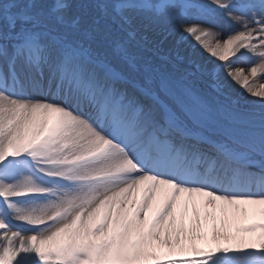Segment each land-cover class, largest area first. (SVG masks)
<instances>
[{
	"label": "snow or ice",
	"instance_id": "6c2138e0",
	"mask_svg": "<svg viewBox=\"0 0 264 264\" xmlns=\"http://www.w3.org/2000/svg\"><path fill=\"white\" fill-rule=\"evenodd\" d=\"M197 194L264 216V0H0V264H264Z\"/></svg>",
	"mask_w": 264,
	"mask_h": 264
},
{
	"label": "bare ground",
	"instance_id": "6f19581e",
	"mask_svg": "<svg viewBox=\"0 0 264 264\" xmlns=\"http://www.w3.org/2000/svg\"><path fill=\"white\" fill-rule=\"evenodd\" d=\"M79 0H73L74 9L75 5L78 4ZM149 40L153 41L154 43L158 44L161 50V54H164L163 51L166 47L172 46L174 44H171L172 41L170 39L167 40L169 35L166 34V32L163 30L162 27L156 28L154 31H150L147 33ZM174 36V35H173ZM205 59H207V54H204ZM225 80H228L227 77H224ZM229 83V92L233 97H235L243 106H249L252 101H254L256 98L249 96L246 92H244L242 89L239 88L238 85H235L233 82L228 80ZM198 85L202 86L200 83ZM196 205L200 209L201 218L204 221L205 227H204V240H197V244L203 246L205 244H208L209 242L211 244L216 243L215 233H219V242L220 243H232L233 245L240 243L243 241L240 240L241 237L244 238L245 243H255L256 242V234L255 233H239L236 230V225L240 224V220H242L243 217L248 218H256L257 216L262 217V215L258 214L257 212V206L258 205H240V211H236V206L232 205H222L221 203H217V207L212 209L211 205H206V201L209 199L208 197L196 195L194 198ZM189 208H188V218L191 217V221L194 219V211L191 205V201H189ZM221 207H227L228 208V215L225 217L224 213L221 211ZM218 210V213L216 210ZM247 208L249 211L247 213L244 212V209ZM206 213H214L215 218L212 216H207ZM235 224V226H234ZM258 241L257 243H259Z\"/></svg>",
	"mask_w": 264,
	"mask_h": 264
},
{
	"label": "rangeland",
	"instance_id": "374dc122",
	"mask_svg": "<svg viewBox=\"0 0 264 264\" xmlns=\"http://www.w3.org/2000/svg\"><path fill=\"white\" fill-rule=\"evenodd\" d=\"M168 39H170V41H172L171 44H174L175 40L178 39V37H176V36H169V37L167 38V40H168ZM172 46H173V45H172ZM172 46H168V48H167L166 45H165L164 51L167 52ZM245 67H246V66H245Z\"/></svg>",
	"mask_w": 264,
	"mask_h": 264
}]
</instances>
